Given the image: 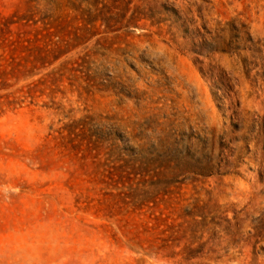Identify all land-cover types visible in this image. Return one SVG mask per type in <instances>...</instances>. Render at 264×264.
<instances>
[{
  "label": "rangeland",
  "instance_id": "rangeland-1",
  "mask_svg": "<svg viewBox=\"0 0 264 264\" xmlns=\"http://www.w3.org/2000/svg\"><path fill=\"white\" fill-rule=\"evenodd\" d=\"M0 264H264V0H0Z\"/></svg>",
  "mask_w": 264,
  "mask_h": 264
}]
</instances>
